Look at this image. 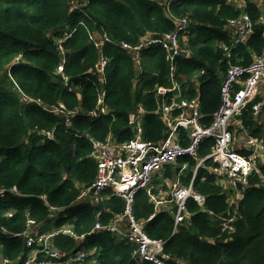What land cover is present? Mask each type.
<instances>
[{"label": "trees", "instance_id": "16d2710c", "mask_svg": "<svg viewBox=\"0 0 264 264\" xmlns=\"http://www.w3.org/2000/svg\"><path fill=\"white\" fill-rule=\"evenodd\" d=\"M83 1L88 2L85 7L70 11L72 2ZM259 1L261 6L249 3L246 8L254 22L253 34L245 44L233 45L227 24L242 13L236 0H180L169 10L151 0H0V189L18 190L0 198V262L15 260L28 251L16 235L26 229L28 214L37 223L47 222L44 195L50 205L65 209L56 227L71 224L81 234L94 228L99 212L103 223L125 212V201L110 193L97 206L77 203L82 189L97 177L91 140L104 141L111 135L123 143L136 137L137 110L142 106L143 139L162 141L168 127L159 111L164 98L158 95V87H170L173 77L181 83L184 99H200L202 124L210 126L221 105L222 83L229 66L247 67L256 57L264 56V0ZM185 17L191 25L182 38H187L190 54L179 55L173 63L161 46H152L142 52L138 69L134 58L122 48L121 43L137 45L148 34L173 32L177 19ZM91 35H107L113 43L100 52ZM60 46L66 52L68 86L57 72L62 62ZM101 54L109 59L104 79L93 74ZM103 91L109 112L93 117L90 113ZM24 95L47 105L63 103L74 112L71 126L65 117L27 104ZM173 96L170 93L165 99L170 101ZM259 100L257 97L250 103L238 119L251 136L264 140V107L257 117L252 110ZM41 130L54 131V139H47ZM181 138L184 145L189 144L184 132ZM214 143L206 139L197 158H180L178 168L166 166L155 184L167 187L175 172L181 184L189 185L198 161L211 153ZM183 163L189 164L185 171ZM211 165L207 161L198 170L194 189L206 197V207L214 215L202 212L191 201L192 225H182L173 234L171 215L156 213L148 193L141 191L133 205L135 217L146 222L151 238L165 242V250L175 262L264 264V187L260 175L251 177L246 197L237 207L235 232L227 241L226 236L220 237L222 222L217 216L229 211V197L218 185ZM54 245L63 252L76 249V243L64 236ZM85 246L96 251V264H153L138 263L133 258L134 246L109 233L89 236Z\"/></svg>", "mask_w": 264, "mask_h": 264}, {"label": "built area", "instance_id": "2783aa9c", "mask_svg": "<svg viewBox=\"0 0 264 264\" xmlns=\"http://www.w3.org/2000/svg\"><path fill=\"white\" fill-rule=\"evenodd\" d=\"M161 3L167 10L173 3L180 0H151ZM259 0H236L242 9L238 18L230 19L227 29L232 35V44H245L253 34L254 22L246 12L249 3H257ZM88 2H72L70 11L85 7ZM177 30L164 34H148L142 37L137 45L126 42L121 43L133 58L136 67L140 69L142 64V52L152 46H161L167 54V60L173 63L179 55L189 53L187 38L182 34L189 31L191 20L188 17L177 19ZM95 48L101 52L106 44L113 43L107 35L97 38L90 36ZM62 62L58 67V74L68 86L69 77L64 74L65 50L60 46ZM109 64L103 54L94 68V75L104 79ZM174 67H172V71ZM174 73V72H173ZM204 74V71L201 72ZM173 76V74H172ZM264 83V56L256 57L253 63L247 67L230 65L226 77L222 83L221 105L214 114L213 122L206 127L202 124L200 99H184L180 93V84L173 77L170 87H158V95L164 98L160 107L168 127L167 136L158 143L143 139L142 119L145 109L139 106L137 110V134L130 141L117 143L110 135L106 140H91V158L97 164L96 180L89 186H85L79 197L78 204L100 205L108 199V194L125 201V212L116 216L107 223L100 221L101 212L94 228L87 233H78L76 227L71 224L56 227V221L64 208L49 204L48 197L42 196V200L48 206L47 222L37 223L30 218L26 229L17 234L21 237L28 251L17 259H3L0 264H96V251L88 250L85 243L89 236L96 233H109L117 241H124L134 246L133 258L138 262H150L153 264H187L184 260H175L166 252L165 242L151 238L145 230V221L138 220L133 212L136 196L141 191H146L154 202L156 213L167 212L174 221L173 234L180 226L192 225L194 213L189 208V202L193 201L202 212L214 215L206 207V197L194 189V180L200 168L205 167L207 161H211V172L216 177L218 185L229 197L230 209L225 215L217 216L221 220L220 237L226 236V240L232 239L236 223L239 219L237 207L245 199L250 187L253 175H260L261 185L264 187V175H261L264 167V140L251 135L246 141V153L242 154L234 148V121L243 114L244 110L257 97L260 100L252 107L255 117L262 113L264 107V94H261V86ZM178 91V95L168 101V94ZM27 104L37 105L42 110L66 118V123L71 126V116L74 112L67 110L63 103L47 105L39 99L24 95ZM109 109L105 104V92H101L97 107L90 113L93 117L108 114ZM49 140L54 139V131H39ZM185 133L188 145L182 143L181 134ZM213 139L214 146L211 153L204 159H200L194 168L192 181L189 185H169L170 193L163 185L155 188L154 178L168 165L177 166L178 160L184 157H198L200 145L206 139ZM189 167L183 163V171ZM155 189V190H154ZM7 193H18L16 187L0 189V198ZM162 196V197H161ZM166 201L169 205H166ZM160 209V210H159ZM10 213L9 216H12ZM155 217V213L149 217V221ZM69 237L76 243V249L68 252L59 250L54 242L58 237Z\"/></svg>", "mask_w": 264, "mask_h": 264}, {"label": "crops", "instance_id": "0c3cea01", "mask_svg": "<svg viewBox=\"0 0 264 264\" xmlns=\"http://www.w3.org/2000/svg\"><path fill=\"white\" fill-rule=\"evenodd\" d=\"M260 6H261V3L262 1H258L257 2ZM242 10V9H241ZM179 83V82H178ZM180 84V93H181V96H182V85L181 83ZM176 93V94H175ZM261 94H264V83L262 84L261 86ZM173 95H178V91H175L173 92ZM232 129L234 130V136H235V139H234V148L236 150H238L240 153L244 154L246 153V141H247V138L249 137V133L247 132V130L244 128V126L242 125V123L238 120L234 121L233 123V127ZM180 167L177 165V168ZM166 168V167H165ZM165 168L161 171V173L157 174L154 178V186L155 188L158 187V186H162L164 187V189L168 190V192L170 191L169 188V185H171L172 183H175V184H181L180 182V179L177 177V175L175 174V172H172L173 173V179L171 181H169L167 187L164 185V183H161L159 185H156V181L157 179L160 178L163 176V173H164V170ZM183 169V168H182ZM173 171H176L175 168L173 169ZM182 175V174H181ZM185 175V174H184ZM160 176V177H159ZM155 190V189H154ZM170 193V192H169ZM162 197V196H161ZM166 205H169V202L166 201L165 203ZM156 208V207H155ZM160 210V209H159Z\"/></svg>", "mask_w": 264, "mask_h": 264}]
</instances>
